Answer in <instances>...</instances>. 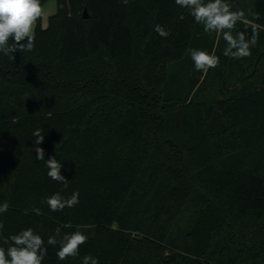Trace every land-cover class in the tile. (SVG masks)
I'll list each match as a JSON object with an SVG mask.
<instances>
[{
	"label": "trees",
	"instance_id": "obj_1",
	"mask_svg": "<svg viewBox=\"0 0 264 264\" xmlns=\"http://www.w3.org/2000/svg\"><path fill=\"white\" fill-rule=\"evenodd\" d=\"M228 2L264 25V0ZM34 34L33 51L0 54V242L61 227L88 241L43 264H264V31L235 60L174 0H55ZM192 48L219 67L196 71ZM38 128L67 188L35 158ZM77 190L62 212L41 202Z\"/></svg>",
	"mask_w": 264,
	"mask_h": 264
},
{
	"label": "clouds",
	"instance_id": "obj_2",
	"mask_svg": "<svg viewBox=\"0 0 264 264\" xmlns=\"http://www.w3.org/2000/svg\"><path fill=\"white\" fill-rule=\"evenodd\" d=\"M174 3L186 9L194 22L203 26L205 33L215 34L222 39L225 42L223 56L231 59L251 57L252 49L259 42L260 32L264 31V25L248 20L243 9L233 10V5L228 0H174ZM43 13L41 0H0V54L15 60V53L33 51L35 48L33 26ZM254 19H260L258 13ZM238 23L248 24L251 34L246 35L245 32L238 31ZM153 30L165 39L171 34L160 24H156ZM189 55L195 70L205 75L210 69L220 65V56L215 52L192 48ZM32 135L36 138L35 144L38 145L35 149V158L44 161L48 177L67 188L69 181L61 173L62 164L54 156L45 160V150L40 147L45 139L42 129H35ZM79 196L78 190L67 197L56 192L41 202L46 204L51 212H62L65 208L78 205ZM8 209V202L0 204V214L7 213ZM31 212L37 216L43 214L38 207H32ZM24 214H29V209H24ZM63 228H72V225L65 224ZM3 229L4 225L0 223V233ZM87 241L88 236L79 229L62 232L61 227H57L54 234L49 235L45 242L40 234L28 227L5 237L0 242V264H43L49 246L57 249L56 257L59 261H66L70 257H78L81 246ZM81 260L82 264H99V259L91 254L84 255Z\"/></svg>",
	"mask_w": 264,
	"mask_h": 264
},
{
	"label": "rangeland",
	"instance_id": "obj_3",
	"mask_svg": "<svg viewBox=\"0 0 264 264\" xmlns=\"http://www.w3.org/2000/svg\"><path fill=\"white\" fill-rule=\"evenodd\" d=\"M41 4L44 9V13L43 16L41 17L42 19L41 21H42V25L45 27L48 22V16L55 11V0H44Z\"/></svg>",
	"mask_w": 264,
	"mask_h": 264
},
{
	"label": "water",
	"instance_id": "obj_4",
	"mask_svg": "<svg viewBox=\"0 0 264 264\" xmlns=\"http://www.w3.org/2000/svg\"><path fill=\"white\" fill-rule=\"evenodd\" d=\"M84 16H87V13H86V10H84V14H83Z\"/></svg>",
	"mask_w": 264,
	"mask_h": 264
},
{
	"label": "crops",
	"instance_id": "obj_5",
	"mask_svg": "<svg viewBox=\"0 0 264 264\" xmlns=\"http://www.w3.org/2000/svg\"><path fill=\"white\" fill-rule=\"evenodd\" d=\"M42 20V19H41Z\"/></svg>",
	"mask_w": 264,
	"mask_h": 264
}]
</instances>
